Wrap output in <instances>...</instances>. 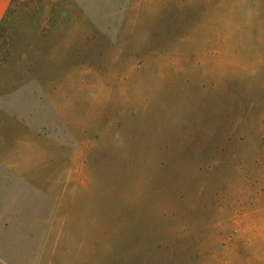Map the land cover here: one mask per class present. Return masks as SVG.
Segmentation results:
<instances>
[{"label":"rangeland","instance_id":"374dc122","mask_svg":"<svg viewBox=\"0 0 264 264\" xmlns=\"http://www.w3.org/2000/svg\"><path fill=\"white\" fill-rule=\"evenodd\" d=\"M0 70L1 253L264 264V0H11Z\"/></svg>","mask_w":264,"mask_h":264},{"label":"crops","instance_id":"0c3cea01","mask_svg":"<svg viewBox=\"0 0 264 264\" xmlns=\"http://www.w3.org/2000/svg\"><path fill=\"white\" fill-rule=\"evenodd\" d=\"M10 8H11V0H0V28L3 31L5 28L7 18H8L9 13H10ZM46 50L48 51L47 53H50L49 55H53V54H51L52 53L51 51L53 50L52 47L48 46ZM53 58L59 59L60 57H55L53 55ZM2 73H3V70H0V74H2ZM33 79H36L35 76L31 80H33ZM5 166H8L7 169H11L13 171H19V172H26L27 171V170H24L22 167L15 165V164L14 165L8 164ZM61 206L62 205L59 203L58 208L61 209ZM62 208L64 209L65 206H63ZM58 213L53 215L52 217H50L49 222H47V219H45V222H42V226L43 225L46 226L47 223L49 224V231L46 230V232H48V233H45V230H44L40 234L41 239L39 240L38 247L41 246L40 250L43 254V261L41 262V264H58L57 260L60 256H59V253L57 252V246H60L62 241H65V243L67 245L73 244L74 240H70V239L61 240L62 239L61 238L62 237V234H61L62 223H65V221H69L70 224H80V225H83V227L85 229L90 230V231L93 228V225L91 223H87L86 218H84L82 216L76 217L77 215H79V213L73 212L71 210L68 212L66 210H62L61 215H59ZM0 219H1V217H0ZM9 221L10 220L6 219V218L3 220H0V228H2V230H5V232H7V230H6L7 228H10L9 226L11 225V223H9ZM6 222H8L6 224L8 226L5 225ZM42 226H40V227H42ZM0 232H2V231H0ZM78 241H84V238L78 239ZM121 245L122 244L117 245L116 251L118 253L123 252ZM5 249L6 248L3 247V253L0 252V264H28L23 259L22 260L18 259V256L15 254V252L11 249L9 250L8 247H7L8 252H7V254H5L4 253ZM21 252L22 251L20 250V251H17L16 253L21 254ZM78 253H79V251H78ZM20 256H22V254ZM120 258H123V259H120ZM18 260H20V261L18 262ZM111 260H113V262L115 264H124V262L128 263L127 259L124 260V256H114L113 255V258ZM83 262H80V263H83Z\"/></svg>","mask_w":264,"mask_h":264},{"label":"trees","instance_id":"16d2710c","mask_svg":"<svg viewBox=\"0 0 264 264\" xmlns=\"http://www.w3.org/2000/svg\"><path fill=\"white\" fill-rule=\"evenodd\" d=\"M0 36L3 37L4 36V31L0 28Z\"/></svg>","mask_w":264,"mask_h":264}]
</instances>
